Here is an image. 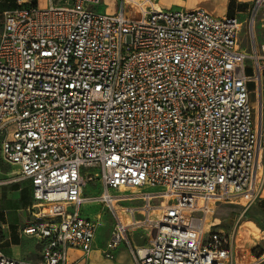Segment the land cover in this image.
I'll return each mask as SVG.
<instances>
[{"label":"built area","instance_id":"obj_1","mask_svg":"<svg viewBox=\"0 0 264 264\" xmlns=\"http://www.w3.org/2000/svg\"><path fill=\"white\" fill-rule=\"evenodd\" d=\"M15 1L0 30L1 160L17 167L6 182L31 183L23 233L42 249L34 262L0 248V264H68L70 247L89 256L103 214L82 215L86 202L111 214L107 258L125 242L134 264H262L264 253L238 260L209 224L217 202L250 208L264 178L249 88L264 45L242 49V21L158 0H121L112 13L95 10L102 0ZM251 9L254 43L264 0ZM138 228L149 230L143 246L129 238Z\"/></svg>","mask_w":264,"mask_h":264},{"label":"rangeland","instance_id":"obj_2","mask_svg":"<svg viewBox=\"0 0 264 264\" xmlns=\"http://www.w3.org/2000/svg\"><path fill=\"white\" fill-rule=\"evenodd\" d=\"M163 7H168V3L170 2V7L173 9H177L181 6H194L201 5L208 8L211 12L215 14H231L235 15L242 21V32L241 38L243 39V44L247 47L249 52H252V46L258 49V52L261 54V39L259 37L258 30L261 29L260 33L263 42H264V26L261 23L260 18H257L256 25L254 29V43L251 40L250 34V19L252 16V9L249 10H241L239 7H235L230 3V0H162ZM121 0H102L99 5L95 7V10L100 13H112L116 12L120 7ZM165 10V9H162ZM2 17L0 15V30H1ZM247 72L251 73V63L247 61ZM264 76V71L262 73ZM261 82L258 81V84L255 85L254 81L249 83V88L251 90L250 101L254 105L255 108V119L256 123L260 127V87ZM255 88V89H254ZM254 89V90H253ZM16 166H9L2 162L1 160V142H0V170L3 172H13L16 170ZM86 171H88L86 169ZM97 173L96 171H93ZM4 175H1L3 177ZM26 183V182H24ZM7 186V185H4ZM161 189L160 187H145L144 191H155ZM98 192V180L88 181L86 187L87 195H94ZM226 207L225 212L221 213L217 210L214 219L218 221V224L214 228H221L223 232H226L230 235L233 246L236 247V256L237 259L243 258V261H246V258L253 259L254 256L261 254L264 252V243L262 242V231L260 230L259 222L253 223L250 218L245 223H242L244 219H247L245 215L248 216V212L245 215L241 213L244 211L235 206H231L228 204H224ZM1 206H5L0 204ZM25 207H19L18 209H6L5 212L3 210L0 212V239L2 240V247L6 253L11 256L18 257L16 254L19 251V248L22 247V237L20 236V231L23 226L22 218L31 219V213ZM101 212L103 214V224L99 226L97 231V240L95 245L97 248L99 247V251L96 249L93 251L91 256L81 257L78 262L75 264H132L131 253L128 245L126 247H122L119 250L120 256H116L115 259H109L105 257L102 253L101 248L103 247V241L108 237L109 233V224L112 221L110 212L105 209L101 204L95 202H86L81 205V213L84 216L89 215L90 217H94L95 214ZM249 217V216H248ZM147 234L144 231H139L133 235V241L135 244H142L146 239ZM4 238V239H3ZM0 240V241H1ZM239 251V252H238ZM80 257V254H79ZM241 261V260H240ZM264 264V260L262 262Z\"/></svg>","mask_w":264,"mask_h":264},{"label":"crops","instance_id":"obj_3","mask_svg":"<svg viewBox=\"0 0 264 264\" xmlns=\"http://www.w3.org/2000/svg\"><path fill=\"white\" fill-rule=\"evenodd\" d=\"M182 2V0H179ZM201 1H205V0H201ZM21 2L23 3V5H29V4H36L40 7H45L47 6L48 1L47 0H21ZM159 5L162 6L163 1L162 0H158ZM254 0H230V3L233 4L235 7H239L241 10H249L253 4ZM171 3H168V7L166 8H171L170 7ZM18 6V4L16 3L15 0H4L3 3H0V15L2 17V12L6 9H14ZM196 6H201V5H194V6H181V8H193ZM163 7V6H162ZM165 8V7H164ZM208 9V8H207ZM209 10V9H208ZM213 13V12H212ZM215 14V13H214ZM216 15H224V14H216ZM231 15V14H228ZM1 27H2V23H1ZM241 32L239 33V38H240V42H241V47L242 49L246 50L248 53H251L248 51L247 47L243 44V39L241 38ZM262 30L259 29L258 33H259V37L261 39V52H262V45H264L263 42V38L261 36ZM258 50V49H257ZM247 61H250L251 63V69L252 72L248 73L247 72V68H246V73L250 76L253 75V68H252V61L250 59H248ZM247 61H246V67H247ZM260 82H261V88H260V100L262 103V119H261V125H260V130H261V145H262V153H263V167H264V76L261 74L260 76ZM255 89V88H254ZM253 89V90H254ZM252 90V89H250ZM251 95V94H250ZM12 167V166H11ZM14 172V171H13ZM13 172H3L0 170V181L2 183H0V204H3L5 206H1L0 208V212L3 210V212H5L6 209L10 208V209H18L19 207H25L27 210H29V207L32 204V187H31V183L29 180H18V181H13V182H6L8 180V178L10 177V175ZM1 175H4L3 177H1ZM26 182V183H24ZM7 185V186H4ZM135 204V203H139V201H128L125 204ZM224 204H228L231 206H235V207H239L241 208L243 211V207L240 204L237 203H232V202H217L215 204V212L213 214V216L211 217V221H210V229H212V227H216L218 224H220L218 221H216V219H214V216L217 212V210H219L221 213L225 212V205ZM246 212H248V216L245 215ZM29 213V211H28ZM242 215H245L247 219H244L242 223H245L248 218H250L249 220H251L253 223L255 222H259L260 224V230L262 231V242L264 243V178L262 181V185L260 188V192H259V196L257 198V200L254 202V204L248 208L247 210L244 211V213H241ZM32 217V216H31ZM28 217L26 218H22L21 220L23 221V226L22 229L20 231V236L22 237V247L19 248V251L16 253L18 255V257H14L9 255L8 253H6L2 247V240L0 241V248L9 256L14 257V258H18V259H25V260H30V261H34V262H38L41 258V249H42V243L35 237V236H31L28 234L23 233V227L30 221V219H28ZM2 220V219H0ZM111 227H112V221L109 224V233H108V237L103 241V247L101 248L102 253L103 249L105 248V244L109 238V234L111 231ZM99 229V228H98ZM212 230H221V228H214ZM98 231V230H97ZM139 231H144L147 236L145 241L138 245L135 244L133 241V235L135 233H138ZM149 237V230L146 228H138L135 230H132L129 232V238L132 241V243L135 246H143L147 243V239ZM4 239V238H3ZM97 240V234L93 243V250L90 253L89 256L92 255L94 250H98L99 247L97 248V246L95 245V242ZM127 244L125 242H122L115 250H114V258H109V259H115L116 256H120L121 254H119V250L122 247H126ZM235 247V246H234ZM264 249V248H263ZM99 251V250H98ZM100 252V251H99ZM235 252L236 251V247H235ZM239 252V251H238ZM131 253V252H129ZM264 253V252H263ZM80 254V257H79ZM105 255V254H104ZM81 257H88L86 256L83 251L77 247H70L69 251H68V264H75L76 262H78L80 260ZM106 257V256H105ZM132 257V255H131ZM239 260V259H238ZM241 261H243V258L240 259ZM251 260V258H246V261ZM131 263L134 264V261L131 260Z\"/></svg>","mask_w":264,"mask_h":264},{"label":"water","instance_id":"obj_4","mask_svg":"<svg viewBox=\"0 0 264 264\" xmlns=\"http://www.w3.org/2000/svg\"><path fill=\"white\" fill-rule=\"evenodd\" d=\"M260 109H261V116H260V125H261V119H262V103H261V100H260Z\"/></svg>","mask_w":264,"mask_h":264}]
</instances>
